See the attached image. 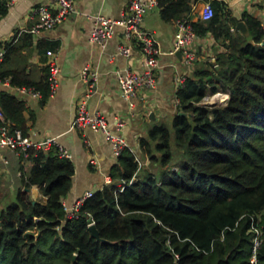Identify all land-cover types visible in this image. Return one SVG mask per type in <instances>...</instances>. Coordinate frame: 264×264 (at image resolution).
Returning a JSON list of instances; mask_svg holds the SVG:
<instances>
[{"label": "trees", "instance_id": "obj_1", "mask_svg": "<svg viewBox=\"0 0 264 264\" xmlns=\"http://www.w3.org/2000/svg\"><path fill=\"white\" fill-rule=\"evenodd\" d=\"M198 1L209 2L213 15L191 25L221 50L176 89L171 126L153 124L138 139L137 152L123 149L110 181L85 198L73 218L63 202L72 160L53 145L19 155L28 168L19 166L15 199L0 205V264H249L252 226L264 236V25L244 12L243 34L219 0H158L160 17L191 20ZM6 8L7 0H0V16ZM29 38L27 30H14L0 43V80L37 92L42 104L48 67L34 79L15 57ZM216 92L228 95L225 103H203ZM23 108L21 99L0 90L4 120L27 135ZM31 186L44 202L29 197L24 189ZM256 259L264 264V239Z\"/></svg>", "mask_w": 264, "mask_h": 264}, {"label": "crops", "instance_id": "obj_2", "mask_svg": "<svg viewBox=\"0 0 264 264\" xmlns=\"http://www.w3.org/2000/svg\"><path fill=\"white\" fill-rule=\"evenodd\" d=\"M9 0H7L8 2ZM229 14L241 20L244 12L258 17L264 25V0H219ZM129 0H75L73 12L61 23L48 29L31 32L36 17L31 10L39 4H50V0H13L0 16V43L7 41L14 30L27 32L30 38L22 42L15 57L20 66L26 64L32 78L36 79L43 68L47 67L49 57L46 50L53 53V61L59 72L56 74L54 93L39 104L38 97L20 92L0 84V90L10 91L23 101L22 116L27 128V136L34 141L45 137H54L57 145L67 150L74 165L72 186L63 200L69 208L73 202L87 191H96L110 181L109 170L116 162L110 142L103 133L91 127L70 130L69 125L76 107L85 100L90 113L100 112L112 130L116 128V119L124 122L120 130L131 149L138 151V139L147 135L148 128L156 123L170 122L176 112V89L181 77L191 75L203 61L215 59L217 46L210 34L196 37L193 48L197 58L191 66L184 64L181 57L172 53L174 45L175 23L161 19L159 9L154 8L143 17L142 26L151 33L159 49L158 82L154 89H141L137 95L124 99L119 91L117 71L130 67L135 72L143 69V55L138 45L131 44L128 58L119 54L118 48L129 42L123 34V28L114 26V33L101 45L89 40L93 26L90 16L103 14L119 18ZM204 2L198 1L189 14L191 20L199 19ZM29 28V29H27ZM49 47V48H48ZM221 49H217L220 51ZM84 66L96 73L94 87L88 91ZM87 92L90 94L87 96ZM225 97V96H224ZM19 166L25 171L28 163L19 162L18 156L6 147H0V195L14 194L20 186ZM28 195L33 200L44 202L35 186H31Z\"/></svg>", "mask_w": 264, "mask_h": 264}, {"label": "built area", "instance_id": "obj_3", "mask_svg": "<svg viewBox=\"0 0 264 264\" xmlns=\"http://www.w3.org/2000/svg\"><path fill=\"white\" fill-rule=\"evenodd\" d=\"M12 1L13 0H9L7 2V6ZM50 1L51 3L48 5L39 4L31 10L36 17L35 24L30 28L31 32H36L41 28L48 29L56 26L65 20L74 10L75 0ZM157 7L158 0H129L127 7L123 10L119 18L114 19L103 14L90 16L93 22L89 35V40L91 42L101 45L105 44L113 35L114 26L119 25L123 28L124 37L129 42L127 45L119 46V54L128 58L131 54V44H134L139 46L143 55V69L140 72H135L130 67H125L122 70L117 71L118 87L120 94L124 99L136 96L137 92L143 88L147 90L154 89L157 85L159 49L151 33L142 26L144 15ZM212 15L213 9L211 4L209 2H204L200 11L199 20H209ZM191 21L192 20L181 19L175 22L176 31L174 34V45L172 50V53H176L178 51L181 53V59L187 66H191L197 58L195 49L193 48L197 35L191 25ZM3 53L4 50L0 47V62L3 58ZM45 54L49 57V60L47 61V81L49 90L48 94L50 95L55 91L57 84L56 74L59 72V68H57L53 61V53L51 50H46ZM82 73L85 76V81L87 82L89 88L88 91H91L96 80V73L90 71L89 66H84ZM184 79V77H181L178 80L179 86L183 83ZM0 84L10 87L8 78L0 80ZM15 90L38 97L37 92L30 91L22 87L15 88ZM89 94L90 93L87 92L86 95L88 96ZM224 94L226 93L216 92L212 96L216 97ZM208 97L209 96H207V98ZM226 100L220 98V102L225 103ZM85 103V100H82L76 107V112L71 119L69 129L76 130L91 127L93 130L103 133L106 139L110 142L113 154L116 157L125 148L132 150L120 132L124 126L123 120L117 118L115 123L116 128L112 130L109 126L107 118L100 112L90 113L86 109ZM52 145L59 149V153L62 157L70 158L69 152L57 145L54 137H45L41 140L34 141L27 135H22L18 129L11 128L10 124L4 120L3 114L0 110V147H6L12 150L17 156L22 155L25 157L29 148H32L33 150H45ZM92 193L93 191L85 192L81 197L77 198L69 208L65 207L67 217H77L78 210L83 200L90 197ZM91 224H93V222L89 223V225ZM252 230L255 232V235L253 238V248L249 264H257L256 249L264 239V236H262V231L254 225L252 226Z\"/></svg>", "mask_w": 264, "mask_h": 264}, {"label": "rangeland", "instance_id": "obj_4", "mask_svg": "<svg viewBox=\"0 0 264 264\" xmlns=\"http://www.w3.org/2000/svg\"><path fill=\"white\" fill-rule=\"evenodd\" d=\"M206 98H207V96H206ZM206 98H205V101L203 99V103H207V104H217V105L223 103V102H220L219 99H217V98L215 99L212 95L209 96L207 98V100H206ZM224 98H226V97H223V99ZM171 121H172V119L170 120V122L167 121V123H166L169 127L171 126ZM14 197H15V195L14 194H10V193H7L5 195H0V205H5V204L13 201L15 199Z\"/></svg>", "mask_w": 264, "mask_h": 264}, {"label": "water", "instance_id": "obj_5", "mask_svg": "<svg viewBox=\"0 0 264 264\" xmlns=\"http://www.w3.org/2000/svg\"><path fill=\"white\" fill-rule=\"evenodd\" d=\"M236 28L241 31L243 34H247V28L246 25L243 21L239 20L236 24ZM176 55L181 57V53L178 51L176 52ZM25 191H27V189H24ZM89 230L91 231V234L98 240H101L100 236H99V232L96 229L94 224L89 225Z\"/></svg>", "mask_w": 264, "mask_h": 264}, {"label": "bare ground", "instance_id": "obj_6", "mask_svg": "<svg viewBox=\"0 0 264 264\" xmlns=\"http://www.w3.org/2000/svg\"><path fill=\"white\" fill-rule=\"evenodd\" d=\"M224 96H226V98H227V94H224V95H221V96H216V97H214V98H215V99L217 98V99L220 100V98L223 99ZM226 98H224L223 100H226Z\"/></svg>", "mask_w": 264, "mask_h": 264}]
</instances>
